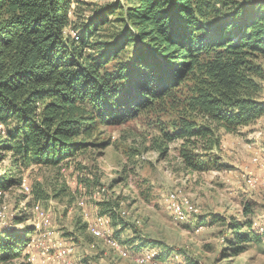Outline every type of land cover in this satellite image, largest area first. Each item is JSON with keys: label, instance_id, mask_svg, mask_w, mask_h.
<instances>
[{"label": "trees", "instance_id": "obj_1", "mask_svg": "<svg viewBox=\"0 0 264 264\" xmlns=\"http://www.w3.org/2000/svg\"><path fill=\"white\" fill-rule=\"evenodd\" d=\"M81 4L87 17L75 11ZM260 58L264 0H0V162L9 163L0 191L20 186L25 168L59 175L71 165L89 187L91 172L75 160L101 145L92 141L97 127L159 106L176 117L153 139L159 155L180 140L183 170L217 169L222 136L264 115ZM66 191L57 182L52 197ZM32 192L50 198L42 183ZM251 225H234L230 254L259 240L241 231ZM3 231L0 264L20 256L34 229Z\"/></svg>", "mask_w": 264, "mask_h": 264}, {"label": "rangeland", "instance_id": "obj_2", "mask_svg": "<svg viewBox=\"0 0 264 264\" xmlns=\"http://www.w3.org/2000/svg\"><path fill=\"white\" fill-rule=\"evenodd\" d=\"M77 1L100 5L115 0ZM78 7L76 12L89 15L86 5ZM258 62L264 101V58ZM184 93L183 88L176 96ZM160 107L121 124L97 127L92 141L101 145L75 160L91 172L86 175L89 187L78 183L79 172L71 165L59 175L48 168H25L19 173L20 186L0 191V233L34 229L20 256L2 264H139L136 255L145 250L160 264H264V185L247 181L264 177V115L232 134L233 141L216 152L217 169L186 172L178 156L180 140L169 143L165 156L153 148L160 127L172 131L176 120L174 112ZM8 169L5 158L0 176ZM37 182L50 196L46 201L35 199L32 190ZM57 182L64 183L67 191L53 198ZM169 193L178 201L186 199L197 211L177 220L166 201ZM98 221L103 231L99 239L88 230ZM246 221H251V228L241 231L259 240L245 243L243 252L232 255L234 225ZM84 223L87 229L82 231ZM141 240L154 244L138 249ZM63 248L68 252L59 255Z\"/></svg>", "mask_w": 264, "mask_h": 264}, {"label": "bare ground", "instance_id": "obj_3", "mask_svg": "<svg viewBox=\"0 0 264 264\" xmlns=\"http://www.w3.org/2000/svg\"><path fill=\"white\" fill-rule=\"evenodd\" d=\"M249 183L253 184V180H247ZM264 185V177L260 181ZM23 185V184H22ZM262 185V186H263ZM177 196L174 193H169L166 197V201L171 207L172 213L174 214V217L181 221L184 220L187 213H195L197 211L196 207L193 205H190L186 199H182L180 201L177 200ZM38 205H35L33 208L35 211L38 210ZM100 224V221L97 222V224L88 226V230L91 233V235L99 238H103V231L100 229L98 226ZM106 240H109L106 239ZM66 252H68L67 249L63 248L60 252L59 255H63ZM136 261L139 264H160L158 261L157 257L151 253V251H144L141 254L136 255Z\"/></svg>", "mask_w": 264, "mask_h": 264}, {"label": "crops", "instance_id": "obj_4", "mask_svg": "<svg viewBox=\"0 0 264 264\" xmlns=\"http://www.w3.org/2000/svg\"><path fill=\"white\" fill-rule=\"evenodd\" d=\"M256 123V122H255ZM254 125V124H253ZM252 125V126H253ZM251 126V127H252ZM248 127H250V126H247V127H244V129H246V128H248ZM241 132V131H240ZM233 136L234 135H232V134H224L223 136H222V141H221V150L223 149V148H226V146L227 145H229V143L231 142V141H233ZM132 252V251H131ZM138 252H140V251H137V252H134V253H138Z\"/></svg>", "mask_w": 264, "mask_h": 264}, {"label": "built area", "instance_id": "obj_5", "mask_svg": "<svg viewBox=\"0 0 264 264\" xmlns=\"http://www.w3.org/2000/svg\"><path fill=\"white\" fill-rule=\"evenodd\" d=\"M263 179V177H261L260 179H254V178H251V177H248L247 180H253V185H254V182H259ZM2 193V192H1Z\"/></svg>", "mask_w": 264, "mask_h": 264}]
</instances>
